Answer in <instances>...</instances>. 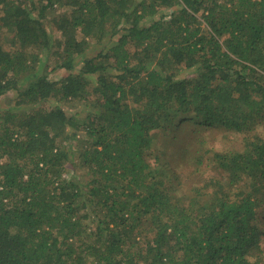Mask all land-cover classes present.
Masks as SVG:
<instances>
[{"label": "trees", "instance_id": "1", "mask_svg": "<svg viewBox=\"0 0 264 264\" xmlns=\"http://www.w3.org/2000/svg\"><path fill=\"white\" fill-rule=\"evenodd\" d=\"M2 98L0 264H264V0H0Z\"/></svg>", "mask_w": 264, "mask_h": 264}, {"label": "rangeland", "instance_id": "2", "mask_svg": "<svg viewBox=\"0 0 264 264\" xmlns=\"http://www.w3.org/2000/svg\"><path fill=\"white\" fill-rule=\"evenodd\" d=\"M63 75H65L64 71H59L53 74L55 78H60ZM190 75H191L190 71L184 72V76L187 77ZM14 94L15 92L8 93L7 95L10 97L8 98V100L12 99ZM8 100L2 98V101H0V106H5L7 103H9ZM70 107L72 108V105ZM73 108H74V105H73ZM77 109L78 107H75V110ZM165 135L166 136H163L161 140L159 141L160 146L163 148H165L164 146L166 145L170 146L171 144H174L175 141L180 142V140H182L183 137L187 139V142L185 143H188L189 141H191V139H194L196 136V138L192 140L193 141L192 144L189 145V148H188L189 154L186 157H180V156L178 157L179 159H181V161L179 162L180 164L178 163L179 167H176V169L180 171L179 175L181 176V180L184 181L185 185H188V184L184 179L189 177V173L193 169L192 159L195 157L197 151L199 150V147H198L199 144H197V142H200V140L203 139L206 143L204 147L205 150H212V151L228 148L227 146L231 147V144L233 142L232 140H229V141L227 140L225 132L222 131L221 129H211L209 131H203L202 129H200L199 127L191 123L178 124L177 126H175L172 133L170 134L166 133ZM174 137H177V138L175 139ZM171 151L172 150L168 152L171 153ZM168 156L169 155L165 157L163 156V160L166 159ZM152 162L155 163V160L152 159ZM182 187L184 186L182 185ZM182 189L185 190V188H182Z\"/></svg>", "mask_w": 264, "mask_h": 264}]
</instances>
